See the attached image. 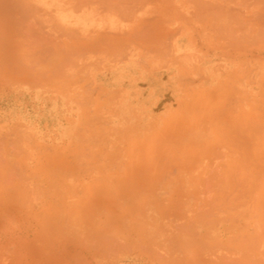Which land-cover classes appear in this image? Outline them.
I'll list each match as a JSON object with an SVG mask.
<instances>
[{
    "label": "rangeland",
    "instance_id": "rangeland-1",
    "mask_svg": "<svg viewBox=\"0 0 264 264\" xmlns=\"http://www.w3.org/2000/svg\"><path fill=\"white\" fill-rule=\"evenodd\" d=\"M204 4L186 10L195 17L183 32L198 40L178 80L134 89L133 104L119 95L117 136L79 122L66 145L33 154L69 168H33L23 154L21 192L0 208V264H50L63 248L59 264H181L190 253L197 264H264V63L207 70V36L222 47L241 31L227 8L207 18Z\"/></svg>",
    "mask_w": 264,
    "mask_h": 264
},
{
    "label": "crops",
    "instance_id": "crops-1",
    "mask_svg": "<svg viewBox=\"0 0 264 264\" xmlns=\"http://www.w3.org/2000/svg\"><path fill=\"white\" fill-rule=\"evenodd\" d=\"M199 1L207 18L227 8L241 31L222 47L207 36V70L222 60L229 73L262 72L264 0H0V208L21 192L23 154L33 168H69L33 154L66 145L79 122L117 136L119 95L133 104L134 89L178 80L183 51L198 40L197 29L183 32L195 17L186 10ZM189 255L181 264H197ZM110 264L162 263L128 256Z\"/></svg>",
    "mask_w": 264,
    "mask_h": 264
},
{
    "label": "bare ground",
    "instance_id": "bare-ground-1",
    "mask_svg": "<svg viewBox=\"0 0 264 264\" xmlns=\"http://www.w3.org/2000/svg\"><path fill=\"white\" fill-rule=\"evenodd\" d=\"M2 3H3V2H2ZM4 3H6V1H5ZM4 3H3V4H4ZM0 5H2V4H0ZM14 6H15V5H14ZM27 23H28V22H27ZM27 23H26V24H27ZM17 24H18V23H17ZM29 25H30V28H31V24H29ZM29 25H27V26L29 27ZM19 26H20V25H19ZM30 28H29V29H30ZM23 29H24V28H23ZM29 29H28V30H29ZM31 30H32V28L30 29V32H31ZM21 31H22V30H21ZM23 31H24V30H23ZM25 32H26V31H25ZM28 32H29V31H28ZM27 34H28V33H27ZM29 34H30V33H29ZM29 34H28V35H29ZM31 34H32V33H31ZM31 34H30V36H32ZM25 37H26V36H25ZM31 38H32V37H31ZM32 39H33V38H32ZM31 41H32V40H31ZM26 43H28V42H26ZM30 43H31V42H30ZM10 44H11V43H10ZM25 45H26V44H25ZM9 46H10V45H9ZM2 47H3V46H2ZM4 48H5V47H4ZM30 49H31V48H30ZM31 50H32V49H31ZM29 51H30V50H29ZM30 55H32V54H30ZM254 97H255V96H254ZM255 99H257V98H254V100H255ZM245 100H246V99H245ZM248 102L250 103V101H248ZM241 103H242V102H241ZM242 104H243V103H242ZM250 104H251V103H250ZM197 114H198V113H197ZM160 125H161V124H160ZM194 133H195V132H194ZM207 135H208V134H207ZM192 136H193V135H192ZM88 137H89V136H88ZM193 137H194V136H193ZM205 137H206V136H205ZM94 139H95V137H94ZM112 139H113V138H112ZM194 139H196V137H194ZM84 140H85V139H84ZM156 141H157V140H156ZM145 142H146V141H145ZM138 146H139V145H138ZM142 146H143V145H142ZM152 147H153V146H152ZM143 148H144V147H141V150H142ZM153 148H154V147H153ZM155 149H156V148H155ZM160 150H161V149H160ZM143 155H144V154H143ZM161 155H163V154H161ZM138 156H139V155H138ZM154 158H155V157H154ZM144 159H145V157H144ZM144 159H143V160H144ZM146 161H147V160H146ZM143 162H145V161H143ZM153 164H154V163H153ZM113 167H114V166H113ZM146 167H147V166H146ZM158 169H159V168H158ZM207 185H209V184L207 183L205 186H207ZM216 186H217V185H216ZM208 189H209V188H207V190H208ZM207 190H205V191H207ZM218 190H219V189H218ZM210 191H211V190H210ZM249 191H251V190H249ZM249 191L246 190V192L243 193L244 195H242V198H243L244 201H245V199L248 197V196H246V194H249ZM208 192H209V191H208ZM206 193H207V192H206ZM250 195H251V194H250ZM238 196H239V195H238ZM240 197H241V195H240ZM242 198H241V199H242ZM191 199H192V198H191ZM233 199H234V198H233ZM239 199H240V198H239ZM249 199H250V198H249ZM127 200H128V199H127ZM236 201H237V200H236ZM230 205H231V204H230ZM260 205H261V204H260ZM262 205H264V204H262ZM241 206H242V205H241ZM244 206H246V205L244 204ZM238 207H239V206H238ZM258 208H259V210H260V209H261V206H260V207H256V210H258ZM96 209H97V208H96ZM204 209L207 210L208 208H204ZM223 209H224V208H223ZM228 209H229V208H228ZM231 209H233V208L231 207ZM220 210H221V209H220ZM243 210H244V209H243ZM248 210H249V209H248ZM90 211H91V213H92V210H91V209H90L88 212L90 213ZM95 212H96V211H95ZM207 213H208V212H207ZM254 213H255V212H254ZM92 214H93V213H92ZM204 214H206V213H204ZM208 214H209V213H208ZM87 215H88V214H87ZM89 215H91V214H89ZM66 248H67V247H66ZM64 249H65V248L60 249V250L56 249V251L54 252V254H56V255H55V256L53 255V256L55 257V260H53L50 264H59V263H58L59 261H57V260H59V259H57V258L63 256L64 253H66V252H64ZM66 250H67V249H66ZM71 250H72V249H71ZM35 251H36V250H35ZM56 252H57V253H56ZM69 252H70V251H67L68 254H69ZM39 253H40V252H39V250L37 249V251H36V253H35V254L37 255V258L40 257V254H39ZM58 254H59V255H58ZM33 255H34V253H33ZM36 255H35V256H36ZM65 255L67 256V254H65ZM64 258H65V257H63V260H64ZM61 259H62V258H61ZM37 262H38V263L40 262L39 264H42L41 261H40V259H39V261H38V259H37ZM62 263H63V262H62ZM47 264H49V263H47ZM65 264H66V263H65Z\"/></svg>",
    "mask_w": 264,
    "mask_h": 264
}]
</instances>
